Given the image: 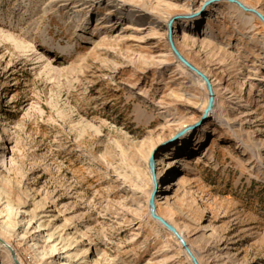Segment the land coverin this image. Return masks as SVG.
Masks as SVG:
<instances>
[{"label": "rangeland", "instance_id": "374dc122", "mask_svg": "<svg viewBox=\"0 0 264 264\" xmlns=\"http://www.w3.org/2000/svg\"><path fill=\"white\" fill-rule=\"evenodd\" d=\"M236 1L0 0V236L21 264H193L148 211L170 152L155 212L194 259L264 264V0Z\"/></svg>", "mask_w": 264, "mask_h": 264}, {"label": "bare ground", "instance_id": "6f19581e", "mask_svg": "<svg viewBox=\"0 0 264 264\" xmlns=\"http://www.w3.org/2000/svg\"><path fill=\"white\" fill-rule=\"evenodd\" d=\"M150 6V3L149 2H146V1H143L140 5V7L142 8H149ZM190 17V16H189ZM184 21L190 23L193 21V18H189V19H185ZM58 37H61V36H58ZM187 60V59H186ZM188 61V60H187ZM181 63L182 66H185L182 62H179ZM190 65V64H189ZM187 67V66H186ZM264 67V66H263ZM194 68V67H193ZM201 71V72H200ZM193 74L197 77V79H199L203 85L207 83L208 79L206 77H208V75L202 70L200 69L198 66H195L194 68V71H193ZM213 92V90H212ZM211 92V88L209 90V93H208V96H207V100H209L210 102H214L215 101V97L213 95V93ZM213 108H211L210 112H209V115L212 114L213 112ZM189 132H187L188 134ZM187 137V136H186ZM187 139V138H186ZM174 152H170L166 155V159L165 158H159L157 160H155L154 162H152L151 159L148 160V170H149V177L147 178L149 180V184H150V189H149V195H148V204H149V201L150 203H155V201L159 200V199H163L165 198V196L162 195V190H167V188L169 187V185H166V184H162L161 183V180H163L164 178H166V175L168 174V171L169 169H171V165L173 164V162L176 160V157L175 155L173 154ZM146 180V179H145ZM142 182V181H141ZM173 185H175L174 182H171ZM157 184L159 185L158 186V189H160L158 191V193L155 195L153 192L155 190V188L157 187ZM155 196V197H154ZM154 209H155V205H154ZM155 212V210H154ZM156 213V212H155ZM157 214V213H156ZM160 216L161 220H155L156 222H158V224H160L163 228H165V223L166 225H171L174 229H175V232L176 234H172L173 238L178 241V243L180 245H182L183 249L185 250L187 248V246L189 248H187V254L188 257L191 258V260L194 261L195 264H200L198 260H195V255H194V252L192 251V249L190 248V246L186 243V240L185 238L183 237V233L181 232V230H179L174 224H172L169 220H167L164 216H162L161 214H157ZM38 227V226H37ZM186 243V245H185ZM34 244V243H33ZM3 247L5 249H7V251L9 253H13L14 254V259H13V263L14 264H21L19 262V260L16 258V253H15V250L12 248V246L10 245V243H7L2 236H0V247ZM36 247V246H35ZM90 250V248H88V251ZM88 253V252H87ZM83 260V259H82ZM189 260V259H188ZM197 261V262H196ZM81 264V263H80ZM87 264V263H86Z\"/></svg>", "mask_w": 264, "mask_h": 264}, {"label": "water", "instance_id": "95a60500", "mask_svg": "<svg viewBox=\"0 0 264 264\" xmlns=\"http://www.w3.org/2000/svg\"><path fill=\"white\" fill-rule=\"evenodd\" d=\"M228 1H233V2H235L236 4H238V6H240L241 8H243V9H246L245 7H242L240 4H239V2L238 1H236V0H228ZM260 16V15H259ZM261 17V16H260ZM263 21H264V19H263ZM171 26H170V24L168 25V41H169V44H170V47H171V50H172V52H173V54L175 55V57L177 58V60L179 61V62H182L185 66H187V68L189 69V70H191L192 72L194 71V66L193 65H191L187 60H185L181 55H180V53L177 51V49L175 48V46H174V44H173V40H172V34H171ZM190 64V65H189ZM194 67V68H193ZM206 85V88H207V91H208V93H209V90H210V88H211V85L209 84V80L207 81V83L205 84ZM212 105H213V102H210L209 100H208V105H207V110H209L211 107H212ZM151 160H152V162H153V159L152 158H150ZM155 191H156V188H155V190H154V194H155ZM154 205H153V203H150V201H149V204H148V211H149V214H150V216H151V218L153 219V220H161V218H160V216L159 215H157L155 212H154ZM165 228L168 230V231H170L171 233H173V234H176V232H175V229L171 226V225H166V223H165ZM185 251L187 252L188 250H187V248L185 249ZM12 255H14L13 253H11ZM14 258V257H13ZM192 261V263L193 264H195L194 263V261L193 260H191Z\"/></svg>", "mask_w": 264, "mask_h": 264}]
</instances>
